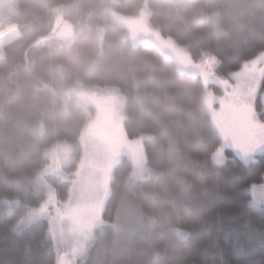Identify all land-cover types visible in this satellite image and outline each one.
Wrapping results in <instances>:
<instances>
[{
	"label": "trees",
	"instance_id": "1",
	"mask_svg": "<svg viewBox=\"0 0 264 264\" xmlns=\"http://www.w3.org/2000/svg\"><path fill=\"white\" fill-rule=\"evenodd\" d=\"M146 3L149 24L184 47L195 63L223 75L264 50V0H128ZM100 0H17L4 22L18 33L0 49V264H55L47 223L22 226L19 201L38 206L32 182L57 141L78 142L86 124L64 98L73 85L114 87L125 98L124 130L143 135L154 177L134 180L126 157L116 164L102 221L82 264H264V211L250 207L246 184L261 182L264 159L240 170L215 165L218 143L200 107L202 85L149 46L133 47L119 27H94L67 40L56 16L77 23ZM242 179L237 185L234 176ZM69 184H65L67 187ZM252 186V185H251ZM59 194L64 199L67 190Z\"/></svg>",
	"mask_w": 264,
	"mask_h": 264
},
{
	"label": "rangeland",
	"instance_id": "2",
	"mask_svg": "<svg viewBox=\"0 0 264 264\" xmlns=\"http://www.w3.org/2000/svg\"><path fill=\"white\" fill-rule=\"evenodd\" d=\"M100 1L104 5L98 12L86 14L77 23L61 21L57 15L55 32L60 34V39L67 40L93 26L96 40L101 43L105 29L119 27L125 31L124 38L133 47H154L162 57L175 65L180 74L199 79L202 85L200 107L212 128L204 100L209 94H219V89L212 83L214 61L207 58L195 63L184 47L161 36L149 24L146 3L136 8L132 15H127L120 12L118 6H125L128 0ZM16 2L0 0V36L10 33L8 38L0 40V49L18 36L14 27H5L4 24L15 11ZM204 73L209 74L205 76ZM63 95L80 106L86 115V124L78 142L57 141L44 151L46 163L35 171L32 182L27 183L41 187L44 198L38 206L27 207L15 200L8 208L21 209L19 222L22 226L39 221L47 223L55 264L58 257L63 258L66 264H82L95 231L104 225L102 212L119 159L126 157L131 162V177L134 180L154 177L156 172L145 163V137L129 138L125 133V98L114 87L76 84L66 88ZM211 159L215 165H220L215 152ZM65 184L69 185L65 187ZM258 185L250 186L246 192L250 197V207L264 211V190ZM64 187L68 192L62 199L59 192ZM35 193L39 194L37 187Z\"/></svg>",
	"mask_w": 264,
	"mask_h": 264
},
{
	"label": "snow or ice",
	"instance_id": "3",
	"mask_svg": "<svg viewBox=\"0 0 264 264\" xmlns=\"http://www.w3.org/2000/svg\"><path fill=\"white\" fill-rule=\"evenodd\" d=\"M211 75L219 94H209L204 103L218 143L215 158L221 166L227 165L230 152L234 165L248 169L264 159V50L242 59L223 75ZM234 179L240 185L242 178L236 174ZM258 187L264 190V173ZM56 264L66 261L58 257Z\"/></svg>",
	"mask_w": 264,
	"mask_h": 264
},
{
	"label": "water",
	"instance_id": "4",
	"mask_svg": "<svg viewBox=\"0 0 264 264\" xmlns=\"http://www.w3.org/2000/svg\"><path fill=\"white\" fill-rule=\"evenodd\" d=\"M9 35H10V33H6V34H4V35L1 37V39L3 40V39H5V38H8Z\"/></svg>",
	"mask_w": 264,
	"mask_h": 264
}]
</instances>
